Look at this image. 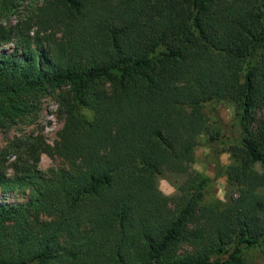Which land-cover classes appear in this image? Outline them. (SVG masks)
<instances>
[{
    "label": "trees",
    "instance_id": "obj_1",
    "mask_svg": "<svg viewBox=\"0 0 264 264\" xmlns=\"http://www.w3.org/2000/svg\"><path fill=\"white\" fill-rule=\"evenodd\" d=\"M9 42L0 129L50 93L64 124L53 144L0 148V188L29 196L0 204V264H248L264 243V0H0ZM214 100L237 109L238 195L206 200L194 173L170 198L158 179L190 172ZM43 154L68 167L41 170Z\"/></svg>",
    "mask_w": 264,
    "mask_h": 264
},
{
    "label": "rangeland",
    "instance_id": "obj_2",
    "mask_svg": "<svg viewBox=\"0 0 264 264\" xmlns=\"http://www.w3.org/2000/svg\"><path fill=\"white\" fill-rule=\"evenodd\" d=\"M16 18V16H12L10 23H15ZM15 47L16 44L12 42L0 44V55L15 50ZM205 110L207 125L198 139L199 144L195 150L196 159L188 169L190 172L166 170L158 179L160 190L170 198L182 196L183 193L179 189L184 185L188 176L194 173L199 174L205 180L203 192L206 200L230 201L238 195L237 187L230 184V171L228 170V167L236 161L232 147L240 142L241 132L236 106L226 100H214L207 103ZM63 124L64 117L59 112L55 93L47 94L42 99L40 109L33 114L31 122L19 124L9 129H0V148L5 146L9 139L22 133L43 134L48 142L53 144L57 140L58 132ZM220 127H222L221 132L211 138L213 130L217 134L216 131ZM218 161L225 167V170L221 176L216 177ZM64 167H68V164L63 158H51L47 154L42 155L39 163V168L45 172ZM254 168L259 170L261 166L256 163ZM9 172H12V168L9 169ZM28 197V191L15 190L5 193L0 188V204L21 203L26 201ZM171 206L173 207L174 204L172 203ZM43 217L47 216L43 215ZM187 248V246L184 247V249ZM244 256L248 264H264V243L245 249Z\"/></svg>",
    "mask_w": 264,
    "mask_h": 264
}]
</instances>
